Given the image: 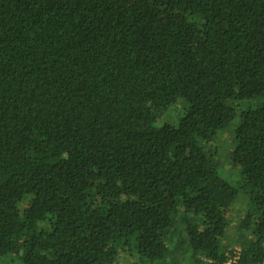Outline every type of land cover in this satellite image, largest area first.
<instances>
[{"label":"trees","instance_id":"trees-1","mask_svg":"<svg viewBox=\"0 0 264 264\" xmlns=\"http://www.w3.org/2000/svg\"><path fill=\"white\" fill-rule=\"evenodd\" d=\"M0 264H264V0H0Z\"/></svg>","mask_w":264,"mask_h":264},{"label":"rangeland","instance_id":"rangeland-1","mask_svg":"<svg viewBox=\"0 0 264 264\" xmlns=\"http://www.w3.org/2000/svg\"><path fill=\"white\" fill-rule=\"evenodd\" d=\"M211 144L213 149L212 151H216L215 155L218 157L221 172L225 175L226 178H228L230 183L237 188L239 194L234 203L227 211L229 223L223 237V241L227 246V249L237 252L238 245L236 242L238 241V235H240V232L238 233L237 229L238 222L244 213L243 210L245 207L244 203L246 199L245 196L241 194L244 193V190L243 188L239 187L241 181L238 177V171L228 161L227 151L231 147V128L226 129L224 132H222L220 136L217 137Z\"/></svg>","mask_w":264,"mask_h":264},{"label":"built area","instance_id":"built-area-1","mask_svg":"<svg viewBox=\"0 0 264 264\" xmlns=\"http://www.w3.org/2000/svg\"><path fill=\"white\" fill-rule=\"evenodd\" d=\"M237 253H238V251L237 252H234V259H235L236 255H237Z\"/></svg>","mask_w":264,"mask_h":264}]
</instances>
